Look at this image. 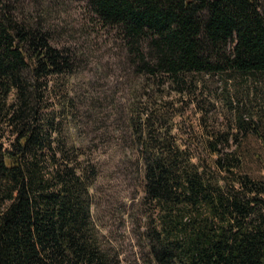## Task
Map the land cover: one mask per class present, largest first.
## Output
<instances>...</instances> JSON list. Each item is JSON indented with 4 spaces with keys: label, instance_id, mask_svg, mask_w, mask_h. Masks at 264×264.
Returning a JSON list of instances; mask_svg holds the SVG:
<instances>
[{
    "label": "trees",
    "instance_id": "16d2710c",
    "mask_svg": "<svg viewBox=\"0 0 264 264\" xmlns=\"http://www.w3.org/2000/svg\"><path fill=\"white\" fill-rule=\"evenodd\" d=\"M263 2L90 0L143 59L149 54L153 72L169 73L264 71ZM0 4V264H119L92 216L85 166L61 159L51 138L57 122L43 110L48 77L71 71L74 59ZM248 130L264 145L257 122H242ZM226 142L222 134L207 141L216 157L204 172L179 165L172 149L143 156L146 194L163 210L148 233L157 264H264V179L243 172ZM213 168L223 184L209 178Z\"/></svg>",
    "mask_w": 264,
    "mask_h": 264
},
{
    "label": "rangeland",
    "instance_id": "374dc122",
    "mask_svg": "<svg viewBox=\"0 0 264 264\" xmlns=\"http://www.w3.org/2000/svg\"><path fill=\"white\" fill-rule=\"evenodd\" d=\"M2 3L23 25L47 31L74 59L71 71L48 77L43 110L57 122L51 138L58 155L85 166L92 216L119 264H157L148 233L158 228L163 210L145 191V154L172 149L179 165L204 172L216 157L207 141L222 134L223 149L243 157L240 169L264 179L262 140L240 131L252 120L264 133V71L153 72L149 54L143 59L90 0ZM142 45L147 51L148 42ZM12 136L4 132L6 145ZM212 171L209 178L223 184V173Z\"/></svg>",
    "mask_w": 264,
    "mask_h": 264
}]
</instances>
